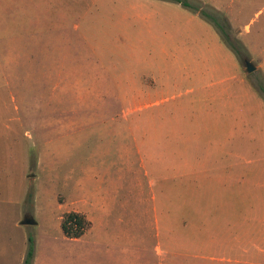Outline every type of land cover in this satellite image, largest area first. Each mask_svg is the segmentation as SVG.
Returning <instances> with one entry per match:
<instances>
[{"label": "rangeland", "instance_id": "rangeland-1", "mask_svg": "<svg viewBox=\"0 0 264 264\" xmlns=\"http://www.w3.org/2000/svg\"><path fill=\"white\" fill-rule=\"evenodd\" d=\"M233 237H264V0H0V264H234Z\"/></svg>", "mask_w": 264, "mask_h": 264}, {"label": "trees", "instance_id": "trees-1", "mask_svg": "<svg viewBox=\"0 0 264 264\" xmlns=\"http://www.w3.org/2000/svg\"><path fill=\"white\" fill-rule=\"evenodd\" d=\"M184 5L187 6V4ZM208 19L211 20V18L209 17ZM212 22L215 24L216 27L219 28V25L215 21ZM228 45L229 47H231V43ZM60 226L66 238L79 239L91 228L92 222L87 218L85 214L71 211L65 213L62 216ZM33 258H34V250L33 248H30L27 254V258L25 260V264H32Z\"/></svg>", "mask_w": 264, "mask_h": 264}, {"label": "crops", "instance_id": "crops-1", "mask_svg": "<svg viewBox=\"0 0 264 264\" xmlns=\"http://www.w3.org/2000/svg\"><path fill=\"white\" fill-rule=\"evenodd\" d=\"M229 224H235V223L230 222ZM232 241H234L235 246L231 245L230 243L229 250L230 252L235 251L236 253L237 252L236 248L238 245L236 237H233L232 240H230V242ZM183 242L185 243V237L182 238V244ZM251 243H252V246L249 249L242 248V246L239 245V248H240L239 254L236 253L237 258H235L234 260H231V262L234 264H264L261 262L262 259L264 260V237L255 242L251 241Z\"/></svg>", "mask_w": 264, "mask_h": 264}, {"label": "water", "instance_id": "water-1", "mask_svg": "<svg viewBox=\"0 0 264 264\" xmlns=\"http://www.w3.org/2000/svg\"><path fill=\"white\" fill-rule=\"evenodd\" d=\"M246 66H247V71L249 73L256 69L255 66H253L252 63L249 61H246ZM21 223L27 225V224L33 223V219L32 218H25V220L22 221Z\"/></svg>", "mask_w": 264, "mask_h": 264}]
</instances>
